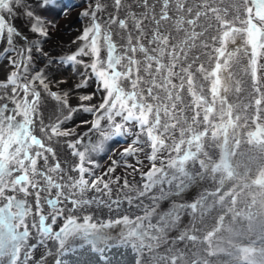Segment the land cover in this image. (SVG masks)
<instances>
[{"label":"bare ground","instance_id":"obj_1","mask_svg":"<svg viewBox=\"0 0 264 264\" xmlns=\"http://www.w3.org/2000/svg\"><path fill=\"white\" fill-rule=\"evenodd\" d=\"M29 2L35 4L36 0ZM100 2L104 10L97 12L101 23L97 48L102 63L97 67L105 72L115 92V114L111 121L100 119L99 130L93 128V123L103 110L83 111V107L99 106L106 97L92 68L85 67L97 58L81 55L78 59L83 63L62 62L85 44L78 37L91 21L81 13L89 4L95 6L96 0H76L80 7H74L64 22L37 7V14L48 28L46 38L30 31L31 22L22 10L9 18L24 36L43 39V51L48 53L43 56L33 49L28 79L43 69L49 90L62 97L67 93L65 105L38 87L40 119L45 125L60 123L61 130L71 134L48 139L34 117V134L55 154L53 157L44 152L47 163H60L63 170L54 174L60 178L62 188L52 190L51 195L41 194L45 224L39 223L34 195L27 197L32 213L26 222L36 223L30 227V235L34 245L40 243L41 254L33 247L16 245L14 252L7 248L0 254V264H30L34 254L45 259L49 252L62 247L68 233L83 238L80 232L85 228L101 227L116 217L118 222L127 223L139 211L161 202L166 187L183 178L180 185L190 189L183 190L180 199L195 201L186 214V219L192 220L180 223L174 236L161 246L145 247L150 252H142L140 264H264V0ZM228 27L237 37L233 35L224 56L219 49ZM105 31L110 33L113 45L110 64ZM17 42L25 43L20 38ZM5 46L6 41L0 42V83H6L16 71L7 59L11 53L2 54ZM224 61L228 88L219 99L211 93L210 83L216 79L214 66L225 65ZM11 87L7 89L9 95ZM85 95L92 98L82 101L80 97ZM70 109L77 110L70 113ZM222 109H226L224 120L231 127L218 122ZM127 125L140 131L139 138L151 142L154 157L149 166L139 174L114 166L106 175L98 174L93 185H83L82 170L79 173L73 169L85 162H100L99 157L96 160L90 154L98 145L109 146V133L122 132ZM207 128L206 133L197 135ZM223 134L229 142L227 152L234 158L229 167L219 160ZM70 143L76 147L70 148ZM78 151H83L82 155H74ZM122 153L116 150L113 155ZM44 164L38 158L37 167L43 169ZM209 168L213 172L202 178L200 173ZM19 174L14 172L12 178ZM225 175L227 181L222 184ZM4 179L7 186L9 178ZM45 197L59 203L50 206ZM54 221L61 223L59 233L49 229ZM25 254L31 259H23Z\"/></svg>","mask_w":264,"mask_h":264},{"label":"snow or ice","instance_id":"obj_2","mask_svg":"<svg viewBox=\"0 0 264 264\" xmlns=\"http://www.w3.org/2000/svg\"><path fill=\"white\" fill-rule=\"evenodd\" d=\"M118 2L119 0H113L114 5ZM79 6L76 0H36L35 4L30 3L29 0H0V42L6 41L2 54L11 53V55H7V59L16 69L8 77L6 83H0V254H3L7 248H12L14 252L17 243L30 235V227L36 225L35 222L31 225L26 222V218L32 213V203L27 197L34 195L39 223L45 224L47 217L41 214V194L48 193L51 195L52 190L57 191L62 188L60 178L54 174L63 170L60 163H55L54 166L47 163L48 157L44 155V152L53 154V157L55 154L51 147H46L42 139L34 134V117L40 121V132L48 139H51L52 136L71 134L69 131H62L60 123L45 125L44 121L40 119L41 92L38 87H42L51 97L57 101H63L65 105L67 104V93L62 97L56 92H51L43 69L28 79L27 74L33 66V49L43 56H48V53L43 51V39H29L24 36L9 18L13 17L17 10H22L23 15L31 22L30 31L37 33L41 38H46L49 35L48 28L37 14V7L45 13L65 14L70 8ZM103 10L104 5L100 0H96L95 6L89 4L85 8L81 15L90 17L91 22L90 26L85 27L83 33L78 37V40L85 41V44L79 48L75 55L67 56L62 61L79 64L83 61L79 60L78 56L94 55L97 58L95 62L91 65H85V67L92 68L99 81V87L106 91V97L99 106L83 107V111L89 113L103 110L102 115L93 123V128L97 130L100 128V119L111 121L115 114L112 104L115 92L110 89L105 78V72L97 67L98 63H102L99 61V49L97 48V40L101 35V23L98 22L97 12ZM17 38L24 40L25 43H18ZM104 40L107 42L108 49L107 64H110L112 61L110 53L113 45L109 42V32H104ZM52 62L49 57L48 63L51 64ZM22 65L23 73L20 72ZM21 76H23V80H21ZM35 82H38V85ZM9 85L12 86L11 95L7 91ZM21 92L23 96H21ZM91 98L90 95L80 97L82 101ZM5 101L11 102L14 107L10 108ZM76 110L70 109V113ZM17 117L21 119L18 120ZM70 118L71 116L66 117V119ZM69 147L75 148L76 145L70 143ZM87 147L85 145L86 149ZM82 153L83 151H78L74 152V155L80 156ZM38 158L45 161L43 169L37 167ZM82 167L81 165L73 170L80 173ZM14 172L22 174L12 178ZM5 177L9 178L7 186H5ZM45 199L50 206L59 203L57 199L47 197ZM22 258L31 259L27 254Z\"/></svg>","mask_w":264,"mask_h":264},{"label":"rangeland","instance_id":"obj_3","mask_svg":"<svg viewBox=\"0 0 264 264\" xmlns=\"http://www.w3.org/2000/svg\"><path fill=\"white\" fill-rule=\"evenodd\" d=\"M70 11H74V7L70 8L65 14L57 13L52 15L55 16V20L59 19L64 22V20L69 17L68 13ZM47 15L51 14L47 13ZM56 22L55 24L57 25L58 23ZM59 28H61V26H59ZM233 35L237 37L232 27H228L224 30L223 41L219 49V53H224V56L229 46L232 45ZM226 66V62L225 65L217 63L214 66L216 79L210 83L211 93L214 96L216 95L215 97L219 99L222 98L227 90L226 88H228ZM225 111L226 109L220 111L218 122L221 124V122L224 121L228 127H231L230 123L224 120L223 113ZM127 126L128 127L125 126L123 128L122 132L111 131L108 137L109 146L101 147V145H98L90 154L92 157H95L96 160L97 157H99L101 161H93L92 164H90V162H85V164L82 165L81 174H84L82 177L85 179L83 185H89L90 183L93 185V183H95L94 179L98 178V174L106 175L109 168L114 166L120 169L135 170L136 174L143 173L149 166V160L151 161L154 157L153 149L150 146L151 142L139 138L138 135L140 136V131L133 127H129V125ZM209 128L199 131L197 135L206 133ZM222 136L223 139L220 143L219 160L229 167L234 158L227 152L229 145L227 134H223ZM116 150L123 151L122 155L114 156L113 154ZM86 157H89V155L87 154ZM213 170V168H209L208 170L202 171L200 173L201 177H207ZM183 179H178L175 183L166 187L165 190L167 193L165 194V198H162L161 202L155 203L148 210L143 212L139 211L140 213L138 212L135 217L128 219L127 223L125 221L123 223L118 222V218L116 217L106 224H101V227H91L89 230L85 228L86 230H84V232H80L82 235H85L83 238H81V235L68 233L62 247L49 252L45 259L43 255H41V257L40 255L34 254V258H32L34 260H31L30 264H140V262L143 261L141 260L143 258L142 252L145 251L144 255L150 252L146 251L145 247H158L167 240L169 241L175 234V228L183 223L186 219V214L190 212L191 206L193 207L195 201H183L180 199L182 191L190 189H186L184 185H180ZM226 181L227 176L225 175L220 182L224 184ZM186 220L190 221L192 217ZM93 225L95 224L91 223L90 226ZM60 226V221H54L51 223V227H48L49 229L51 228V231L59 233ZM54 229L56 231H54ZM17 245H21L25 248L33 247L38 253L40 252L39 254L42 252L40 243L38 245L33 244L32 235L19 241Z\"/></svg>","mask_w":264,"mask_h":264}]
</instances>
